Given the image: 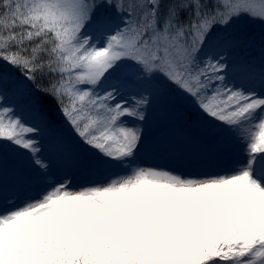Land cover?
<instances>
[{
	"label": "snow or ice",
	"instance_id": "6c2138e0",
	"mask_svg": "<svg viewBox=\"0 0 264 264\" xmlns=\"http://www.w3.org/2000/svg\"><path fill=\"white\" fill-rule=\"evenodd\" d=\"M0 264H264V0H0Z\"/></svg>",
	"mask_w": 264,
	"mask_h": 264
},
{
	"label": "rangeland",
	"instance_id": "374dc122",
	"mask_svg": "<svg viewBox=\"0 0 264 264\" xmlns=\"http://www.w3.org/2000/svg\"><path fill=\"white\" fill-rule=\"evenodd\" d=\"M256 54L258 55V52ZM175 111L171 110V114L176 113ZM167 113L170 114V112ZM164 115V113L156 115L157 117L154 118L152 131L156 138L169 149L170 153L183 157H193L197 155V152L200 153L202 150L201 133L196 124H192L194 123V117L187 115L183 116V119L174 121V116H172L167 119V124H162L160 122L163 120ZM187 149H194L197 152L194 150L187 152ZM155 162L167 163L168 158L161 157Z\"/></svg>",
	"mask_w": 264,
	"mask_h": 264
},
{
	"label": "trees",
	"instance_id": "16d2710c",
	"mask_svg": "<svg viewBox=\"0 0 264 264\" xmlns=\"http://www.w3.org/2000/svg\"><path fill=\"white\" fill-rule=\"evenodd\" d=\"M258 31V30H257ZM179 105H176V106H173V107H169V108H166V109H164V110H162V111H158L157 112V114H159V113H164L165 115H164V117H163V120L160 122V123H162V124H164V123H168V121H167V119L169 118V117H172V116H174V121H178V120H180V119H183V116H187L186 114H185V112H184V109L182 108V107H180ZM182 108V109H181ZM179 109H181V110H179ZM171 110H176L175 112L176 113H174V114H171ZM167 112H170V114L169 113H167ZM156 114V115H157ZM155 117H157V116H155ZM154 117V118H155ZM166 123V124H167ZM192 124H195V123H192ZM178 141H180V140H178ZM191 144V143H190ZM189 150H194V149H187L186 151H189ZM195 151V150H194ZM197 152V151H196ZM197 154H199V152H197Z\"/></svg>",
	"mask_w": 264,
	"mask_h": 264
}]
</instances>
